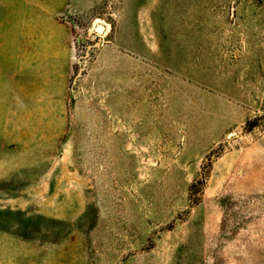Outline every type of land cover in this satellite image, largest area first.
<instances>
[{
  "label": "rangeland",
  "instance_id": "rangeland-1",
  "mask_svg": "<svg viewBox=\"0 0 264 264\" xmlns=\"http://www.w3.org/2000/svg\"><path fill=\"white\" fill-rule=\"evenodd\" d=\"M7 5L25 42L37 12L70 33L72 72L25 164L45 193L0 183V264H264V0Z\"/></svg>",
  "mask_w": 264,
  "mask_h": 264
},
{
  "label": "crops",
  "instance_id": "crops-1",
  "mask_svg": "<svg viewBox=\"0 0 264 264\" xmlns=\"http://www.w3.org/2000/svg\"><path fill=\"white\" fill-rule=\"evenodd\" d=\"M9 1L13 0H0V183L13 182V194L18 203L19 195L45 193L40 186L24 190L25 171H34L33 166L27 168L25 164L38 163L39 160L33 158L34 149L41 146L48 149L60 135L55 122H50L48 117L55 120L57 115L64 113L67 81L72 72V39L70 33H63L62 28L48 27L43 13L37 12L26 32L32 39L25 42L22 21L10 32L3 24L9 11ZM13 10L11 8V13ZM8 33L13 35L10 41L4 37ZM22 78H41L39 88L27 93L25 107L19 101L24 99V95L17 88ZM8 82L11 90H6ZM24 110L29 116L45 118L40 123L30 118L24 123L19 118Z\"/></svg>",
  "mask_w": 264,
  "mask_h": 264
},
{
  "label": "water",
  "instance_id": "water-1",
  "mask_svg": "<svg viewBox=\"0 0 264 264\" xmlns=\"http://www.w3.org/2000/svg\"><path fill=\"white\" fill-rule=\"evenodd\" d=\"M105 29L104 25L103 24H97L96 25V31L97 32H103Z\"/></svg>",
  "mask_w": 264,
  "mask_h": 264
},
{
  "label": "bare ground",
  "instance_id": "bare-ground-1",
  "mask_svg": "<svg viewBox=\"0 0 264 264\" xmlns=\"http://www.w3.org/2000/svg\"><path fill=\"white\" fill-rule=\"evenodd\" d=\"M105 27V26H104ZM106 30V28L104 29V31Z\"/></svg>",
  "mask_w": 264,
  "mask_h": 264
}]
</instances>
